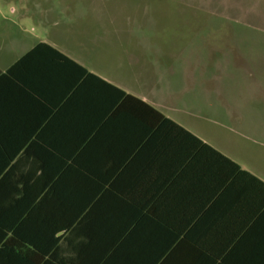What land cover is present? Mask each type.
I'll return each instance as SVG.
<instances>
[{"label":"crops","instance_id":"1","mask_svg":"<svg viewBox=\"0 0 264 264\" xmlns=\"http://www.w3.org/2000/svg\"><path fill=\"white\" fill-rule=\"evenodd\" d=\"M38 41L107 83L19 58ZM15 51L0 58V264H264L262 169L199 136L163 76L89 67L41 39Z\"/></svg>","mask_w":264,"mask_h":264},{"label":"rangeland","instance_id":"2","mask_svg":"<svg viewBox=\"0 0 264 264\" xmlns=\"http://www.w3.org/2000/svg\"><path fill=\"white\" fill-rule=\"evenodd\" d=\"M18 38L160 74L199 136L264 173V0H0V58Z\"/></svg>","mask_w":264,"mask_h":264},{"label":"trees","instance_id":"3","mask_svg":"<svg viewBox=\"0 0 264 264\" xmlns=\"http://www.w3.org/2000/svg\"><path fill=\"white\" fill-rule=\"evenodd\" d=\"M19 58H56V59H61V60H64L66 62H69L70 64H72L76 68L77 78L83 77V76H86V77L92 76V77H95L102 82H105L100 77H98L94 73L90 72L86 67L79 64L75 60L71 59V57H69L68 55L64 54L63 52H61L57 48L53 47L52 45H50L44 41H38L29 51H27L26 53L21 55ZM15 65H16V62L11 64L10 67L7 69L8 72H10V71L12 72ZM105 83H107V82H105ZM112 87L115 88L116 90H118L121 94H125L124 90H121V89L116 88L114 86H112ZM134 99L142 102L146 107L150 108L156 114V116H158V118H160L163 122H166V124H171L176 129H178L182 132L189 133L183 127H181L177 123H175L173 120H171L168 117H165L164 114L162 112H160L159 110H157L156 108H154L151 105L147 104L146 102L140 100L139 98L134 97ZM188 135H190L193 138V140H195L197 142V144L199 146L211 149V147L209 145L203 143L200 139H197L192 134L189 133ZM211 150L214 153H218L217 151H215L213 149H211ZM218 155H220V157L223 158L224 160L234 164L233 161L229 160L227 157L223 156L222 154L218 153Z\"/></svg>","mask_w":264,"mask_h":264}]
</instances>
